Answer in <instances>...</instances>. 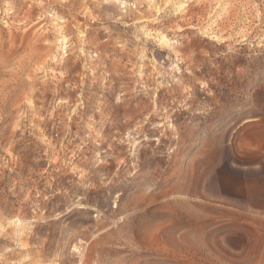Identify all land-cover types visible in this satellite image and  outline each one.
I'll return each instance as SVG.
<instances>
[{
	"label": "rangeland",
	"instance_id": "obj_1",
	"mask_svg": "<svg viewBox=\"0 0 264 264\" xmlns=\"http://www.w3.org/2000/svg\"><path fill=\"white\" fill-rule=\"evenodd\" d=\"M0 264H264V0H0Z\"/></svg>",
	"mask_w": 264,
	"mask_h": 264
}]
</instances>
